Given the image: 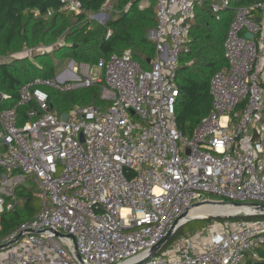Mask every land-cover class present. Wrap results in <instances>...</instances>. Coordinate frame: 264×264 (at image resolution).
<instances>
[{
    "label": "built area",
    "instance_id": "obj_1",
    "mask_svg": "<svg viewBox=\"0 0 264 264\" xmlns=\"http://www.w3.org/2000/svg\"><path fill=\"white\" fill-rule=\"evenodd\" d=\"M60 1L66 10L83 11L82 0ZM156 1L149 68L130 50L101 57L97 77L91 64L74 61L59 78L24 84L17 104L0 109V213L15 207L16 187L28 178L42 190L41 211L1 242L24 233L0 252V264H247L258 257L264 244V209L257 208L264 204V1L237 8L224 40L228 65L211 77L212 106L193 136L178 126L176 78L180 57L191 50L200 0ZM230 1L213 0V11ZM97 83L110 94L107 109L77 105L66 119L52 111L46 87L66 91ZM28 102L34 106L21 122L18 108ZM211 195L227 206L243 203L248 209L240 214L260 217L209 223L150 256L170 225Z\"/></svg>",
    "mask_w": 264,
    "mask_h": 264
},
{
    "label": "trees",
    "instance_id": "obj_2",
    "mask_svg": "<svg viewBox=\"0 0 264 264\" xmlns=\"http://www.w3.org/2000/svg\"><path fill=\"white\" fill-rule=\"evenodd\" d=\"M105 1L82 0L83 11L75 13L62 8L60 0H0V57L21 53L26 46L33 48L57 43L51 51L35 53L34 58L21 53L13 59H0V92L7 94V98L0 94V109L17 104L24 84L36 77L55 78L71 60L96 65L101 57L130 50L143 68L150 67L156 48L150 32L157 24V1L111 0L112 16L105 24H94L88 14L100 11ZM262 1L231 0L220 13L213 11V0H200L196 4L191 50L180 57L176 78L180 90L177 120L185 134L193 136L211 109V77L228 65L224 40L237 8ZM143 2L146 5L142 6ZM49 10L52 11L50 15ZM252 12L259 15L261 9L254 7ZM108 31H111L109 36ZM102 91L103 83L66 91L51 90V109L59 116L77 105L107 109L112 100L103 98ZM33 106V102L19 106L21 122L26 120L27 111ZM4 150L5 145L0 140V152ZM16 195L15 207L0 213V243L41 211L42 205L35 200L40 196L35 191L19 184ZM237 217L256 219L260 216ZM247 264H264V244L258 249V257Z\"/></svg>",
    "mask_w": 264,
    "mask_h": 264
},
{
    "label": "rangeland",
    "instance_id": "obj_3",
    "mask_svg": "<svg viewBox=\"0 0 264 264\" xmlns=\"http://www.w3.org/2000/svg\"><path fill=\"white\" fill-rule=\"evenodd\" d=\"M143 5H146V2H143L142 6ZM112 8H113V4L110 2V5L108 6V9H106V11H103L100 16L95 17V15L99 11L95 12V13H89L88 16H89L90 19L93 20L94 24H105L109 20V18L112 16V14H111V9ZM152 31L150 32V37L152 36ZM29 49H30V47L26 46V47L23 48L21 53H23L24 55L28 54L31 58H34L33 57L34 54L38 53V52L36 51V52H34V54L28 53ZM21 53H14L13 52V53H11L9 55H5V57H0V59H8V60L9 59H13L15 56H20ZM69 66H70V62L68 63V66L65 67L64 69L68 68ZM92 66H93L92 76L93 77L99 76L100 72H101L100 69L96 65H92ZM60 73H58V75ZM58 75H56L57 78L60 77V76L58 77ZM78 75H81V73L79 72ZM70 82L76 83L77 80L76 79H72V80H70ZM54 89L55 88H53V87H46L45 88V90L47 92H49L51 90H54ZM105 93H106L105 97L107 96L108 99H109L110 98V94L108 92L104 91V86H103L102 97H103V94H105ZM24 185L26 187L30 188L31 190L35 191L36 193H38L39 196H40V193L42 192V190H39V188H40L39 185L36 184L35 182H33L32 178H28L24 182ZM217 198H222V197H219L217 195H211V199L216 200ZM35 200H36V202H38V204L42 205V198L41 197L40 198L38 197V199H35ZM194 202L196 203L197 201H194ZM47 204L51 205V199H50L49 196L47 197ZM205 205H207V204H201V205L195 206L191 210L198 211V210L202 209V207H204ZM225 219H228V218L227 217L226 218L225 217H210V218H202V219L201 218L191 219V220H189L190 222H187V223H185V224L180 226V228L175 232L173 237L164 245L163 249L164 250L167 249V248L170 249L172 247V244L174 243V241L176 239H178L179 237H181V236L194 235L196 232L204 230V228L209 223H215V222H218V221H221V220H225ZM158 254H161V252L158 253ZM143 264H146V263L144 262Z\"/></svg>",
    "mask_w": 264,
    "mask_h": 264
},
{
    "label": "water",
    "instance_id": "obj_4",
    "mask_svg": "<svg viewBox=\"0 0 264 264\" xmlns=\"http://www.w3.org/2000/svg\"><path fill=\"white\" fill-rule=\"evenodd\" d=\"M258 20H260V17H257ZM248 37L252 36V33H247ZM74 64V60L70 61V66H72ZM72 76H75L74 73L71 74ZM60 76V74L58 75V77ZM132 113H134V110H132ZM68 113L65 112L62 114V118L66 119L67 118ZM81 139L83 140V137L81 135ZM233 205L235 206H241L243 203H239L237 201H231ZM207 203H212V204H221V205H226L228 202L226 201H221V200H214V199H208L205 201H201L198 203H195L191 208L187 209L186 211H184L169 227V229L167 230L166 234L164 235V237L156 244L154 245L151 250H150V256L152 255H156L158 254V252L164 247V245L173 237V235L175 234V232L180 228L181 225L185 224L186 222H188L191 219H195V218H210V217H227V218H231V217H236L239 215H248V216H252V215H256V213H252V212H244L242 214H240V211L237 212H233V213H219V214H205V215H192L191 213H189V211L198 205L201 204H207ZM258 209H264V204L259 205L257 207ZM31 233H36L38 231L35 230H31L29 231ZM23 232H20L18 235H16V237L14 239H10L9 241L0 243V252L6 249L11 248L14 244H16L22 237H23ZM60 234L59 232H57V235ZM76 255L79 258L80 261H82L81 259V255L79 254L78 250H76ZM144 263V259H140L138 261H133L127 264H143Z\"/></svg>",
    "mask_w": 264,
    "mask_h": 264
},
{
    "label": "bare ground",
    "instance_id": "obj_5",
    "mask_svg": "<svg viewBox=\"0 0 264 264\" xmlns=\"http://www.w3.org/2000/svg\"><path fill=\"white\" fill-rule=\"evenodd\" d=\"M242 209H248V208H244V207H240V206H227V205H221V204H212V203H208L207 205H205L204 207H202V209L198 210V211H194V210H190V213L192 215H205V214H219V213H233V212H237L240 211Z\"/></svg>",
    "mask_w": 264,
    "mask_h": 264
}]
</instances>
